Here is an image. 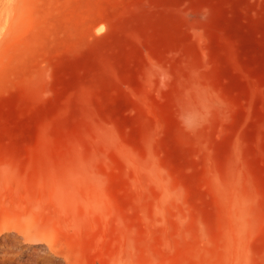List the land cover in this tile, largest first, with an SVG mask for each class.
I'll return each instance as SVG.
<instances>
[{"label":"rangeland","instance_id":"obj_1","mask_svg":"<svg viewBox=\"0 0 264 264\" xmlns=\"http://www.w3.org/2000/svg\"><path fill=\"white\" fill-rule=\"evenodd\" d=\"M0 18V264H264V0Z\"/></svg>","mask_w":264,"mask_h":264},{"label":"bare ground","instance_id":"obj_2","mask_svg":"<svg viewBox=\"0 0 264 264\" xmlns=\"http://www.w3.org/2000/svg\"><path fill=\"white\" fill-rule=\"evenodd\" d=\"M9 7H10V6H9ZM7 17H8V16H7ZM7 17H6V18H7ZM6 18H5V19H6ZM0 20H1V18H0ZM6 20H7V19H6ZM4 22H5V21H4ZM6 22H7V21H6Z\"/></svg>","mask_w":264,"mask_h":264}]
</instances>
